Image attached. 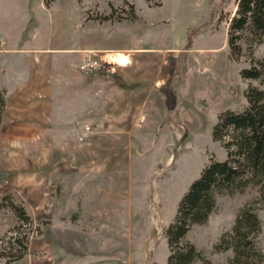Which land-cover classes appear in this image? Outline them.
Masks as SVG:
<instances>
[{
    "label": "rangeland",
    "instance_id": "374dc122",
    "mask_svg": "<svg viewBox=\"0 0 264 264\" xmlns=\"http://www.w3.org/2000/svg\"><path fill=\"white\" fill-rule=\"evenodd\" d=\"M96 1L99 6L94 0H44L55 7L46 10L42 0H0V49L21 42L6 26L9 20L21 21L25 7L37 16L39 46L65 44L57 14L73 4L82 8V17L100 22L107 20L97 16L113 14L112 26L100 30L102 37L108 42L113 37L124 51L132 34V46L141 53L136 67L144 72L148 65L154 78L160 74L163 80L148 92H114L103 86L100 75L125 62L106 51L91 59L96 68L86 70V59L79 65L89 73L87 99L81 81L73 95L62 92L57 99L49 92L36 98L53 102V120L48 125L35 121L33 131L40 129L43 136L13 147L7 140L0 143V198L11 194L32 218L28 252L10 264H119L125 258L133 264H167L164 229L175 220L181 197L211 157H227L212 136L219 114L247 106L249 85L264 88V78L241 75L264 59V37L257 42L246 32L242 54L238 59L230 55L229 21L237 0ZM40 56L46 67L55 63L54 53ZM146 97L149 102L142 105ZM5 108L2 121L11 117ZM258 196L255 185L217 194L216 209L205 223L192 226L187 241L203 249L211 264H228L232 252L217 251L215 245L233 227L239 210ZM259 214L264 252V206ZM18 223L12 209L0 208V234Z\"/></svg>",
    "mask_w": 264,
    "mask_h": 264
},
{
    "label": "trees",
    "instance_id": "16d2710c",
    "mask_svg": "<svg viewBox=\"0 0 264 264\" xmlns=\"http://www.w3.org/2000/svg\"><path fill=\"white\" fill-rule=\"evenodd\" d=\"M52 1L45 0L47 4ZM236 4L227 38L233 59L242 54L246 32L257 42L264 37V0H237ZM113 17L108 14L96 18ZM241 75L249 79L264 78V59L242 69ZM246 97L247 106L222 111L213 125V139L221 142L227 157L224 160L211 157L181 197L175 220L164 229L170 248L167 264H192L196 260L211 264L204 250L187 241L186 236L193 225L208 220L217 207V194L243 192L249 185L258 186L259 196L239 210L233 227L222 233L215 250L232 252L228 264H264V252L259 244L262 231L259 210L264 206V88L249 85ZM5 105V90L0 89V126ZM3 207L12 209L19 219L17 225L0 234V264L2 260L10 264L28 252L32 218L11 194L0 198V208Z\"/></svg>",
    "mask_w": 264,
    "mask_h": 264
},
{
    "label": "crops",
    "instance_id": "0c3cea01",
    "mask_svg": "<svg viewBox=\"0 0 264 264\" xmlns=\"http://www.w3.org/2000/svg\"><path fill=\"white\" fill-rule=\"evenodd\" d=\"M91 3L99 6V2L96 0ZM41 5L46 10L55 8L54 5L46 6L44 0ZM82 12L81 7L75 8L72 4L65 13L57 14L56 23L65 26L66 43L62 45L57 43L55 46H48V44L39 46L36 43L39 28L38 19L28 7H25L20 13L21 21L9 20L7 29L17 35L21 42L9 46L4 45V48L0 49V55H5L4 58H0V88L6 90L5 114L11 116L3 117L0 143L2 140H7L10 147H13L12 144L16 142L43 136L40 129L36 132L33 131L35 121L42 120L43 124L48 125L54 116L50 110L53 102L51 103V100L47 98L36 99L40 94L54 93L57 99L60 98L62 92L73 95L74 92L79 91L77 85L81 81L82 96L85 95L87 99L89 73L79 68L83 59L94 60L95 56L104 55L107 51V56L113 60L125 62L118 65V68L108 69L100 75L103 86L111 87L114 92L119 89L126 90V88L137 93L139 91L148 92L155 84L163 83L160 74L157 79L154 78L151 70H148V65L144 66V72L140 70L143 67H136L138 56L141 53H138V49L132 46L135 42L132 34L128 36L126 46L123 47L124 51H121L122 47L115 45L113 37L108 42L106 40L108 37H102L100 32L102 28L106 32L107 28L112 26L111 20L100 22L89 18L88 15L82 17ZM25 33L27 36L22 40L21 37ZM101 43H109V47L101 46ZM132 49L135 50L134 53L131 52ZM141 49L153 48L143 47ZM42 50H46V52H42ZM41 53H54L55 63L48 67L44 66ZM135 101V103L133 102L134 106H138L137 99ZM148 102L149 99L146 97L142 101V105H146ZM109 103L111 104L110 101ZM7 174H10L9 171Z\"/></svg>",
    "mask_w": 264,
    "mask_h": 264
},
{
    "label": "built area",
    "instance_id": "2783aa9c",
    "mask_svg": "<svg viewBox=\"0 0 264 264\" xmlns=\"http://www.w3.org/2000/svg\"><path fill=\"white\" fill-rule=\"evenodd\" d=\"M96 66L97 65L95 61L90 60V59L85 60L84 67L86 68V70H92L96 68ZM119 264H133V263L128 258H125Z\"/></svg>",
    "mask_w": 264,
    "mask_h": 264
}]
</instances>
